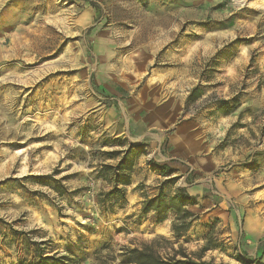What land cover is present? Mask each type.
<instances>
[{"label":"rangeland","instance_id":"obj_1","mask_svg":"<svg viewBox=\"0 0 264 264\" xmlns=\"http://www.w3.org/2000/svg\"><path fill=\"white\" fill-rule=\"evenodd\" d=\"M181 125L196 150L169 160ZM120 162L129 184L100 176ZM112 184L123 200L103 211ZM181 186L199 192L175 239L176 214L155 228L142 203ZM153 242L264 264V0H0V264H122Z\"/></svg>","mask_w":264,"mask_h":264},{"label":"trees","instance_id":"obj_2","mask_svg":"<svg viewBox=\"0 0 264 264\" xmlns=\"http://www.w3.org/2000/svg\"><path fill=\"white\" fill-rule=\"evenodd\" d=\"M169 172L173 170L166 167ZM99 172L101 177H106V173L111 172L113 181H118L123 185L129 184V179L122 174V162L116 166L102 164ZM175 176L172 179H176ZM122 180H119V179ZM176 194L170 196L168 201L162 197V191L151 198H146L142 203V212L152 211L151 221L155 224H161L167 218V212L173 211L176 218L172 223L171 231L175 239L179 238L190 226V219L194 214L186 207L195 204V199L188 193L186 187H177ZM123 200L122 188L117 184H112L107 191H101L97 194V203L103 211L112 212L114 206ZM189 218L188 221L185 219ZM171 244V243H168ZM161 253L157 246L153 243L142 244L140 247H122L119 256L122 264H215L212 260H203L199 255H190L182 248H174L166 246L162 248ZM34 264H63L61 261L51 255H38Z\"/></svg>","mask_w":264,"mask_h":264},{"label":"crops","instance_id":"obj_3","mask_svg":"<svg viewBox=\"0 0 264 264\" xmlns=\"http://www.w3.org/2000/svg\"><path fill=\"white\" fill-rule=\"evenodd\" d=\"M150 99L147 97V95L145 96V98L140 99L139 97L136 100V108L135 110L131 111V115L132 117H130L129 120V126L130 129L132 130V132H136L135 134L137 136H143L145 135V133L147 132V130L149 129V122H154V119H151L152 116H154L155 112L152 111V107H150L147 104H151L153 103L152 101H156V99H154V97L149 96ZM165 110V108H161L157 111V114H161L163 113V111ZM170 122H174L173 120H170ZM156 123H160L159 120L156 121ZM161 123H166L165 119H162ZM162 129L164 131H162V133L160 134V137H165L166 132L168 130V128L166 127V125H162ZM169 137L171 136L170 134H167ZM192 130L188 127H186L185 125L182 126L181 125V129L178 132L177 135L175 136H171V139L168 140V147H167V153H169V156H167V158L170 159H174L176 158L178 161H185L188 156L194 152V150H196V148L191 147V140H192ZM174 163L176 164L175 161L171 162V164ZM171 164H169V167L172 170H176V172L178 173L177 175L181 178H183L186 173L184 172V170L182 168H180V165L178 166H172ZM198 186L195 187H189L186 188L187 191H190L191 189H194L195 193L199 192V188H197ZM200 187H203L200 186ZM189 193V192H188ZM194 193V196L196 197L197 194ZM192 196V195H191Z\"/></svg>","mask_w":264,"mask_h":264},{"label":"bare ground","instance_id":"obj_4","mask_svg":"<svg viewBox=\"0 0 264 264\" xmlns=\"http://www.w3.org/2000/svg\"><path fill=\"white\" fill-rule=\"evenodd\" d=\"M160 226V224H156L155 228H158Z\"/></svg>","mask_w":264,"mask_h":264}]
</instances>
